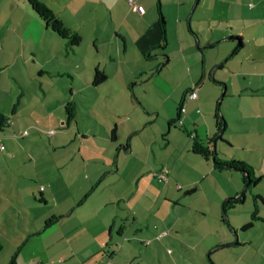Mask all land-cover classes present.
I'll use <instances>...</instances> for the list:
<instances>
[{
	"label": "rangeland",
	"instance_id": "1",
	"mask_svg": "<svg viewBox=\"0 0 264 264\" xmlns=\"http://www.w3.org/2000/svg\"><path fill=\"white\" fill-rule=\"evenodd\" d=\"M40 1L55 12L64 26L77 32L81 41L79 45L72 46L63 40L67 44L61 46L62 52L57 53V57L49 59L48 54L45 53L47 36L38 35L39 42L35 49L39 54L38 62L43 64L49 61L47 68L50 72L40 77L42 80L36 79L33 84L28 79L27 83L30 84L27 91L23 90L24 95L17 97L18 107L23 99L25 100L24 107H21L24 111L23 115L30 121L34 118L36 124H33L34 128L28 131V138L18 140L21 143L29 141V148L25 149L21 146L26 153L24 152L20 158V169H17L16 175L9 179L5 175V188L3 191L0 190V217L4 218L3 232L10 235L5 236L9 237L10 241L0 239L4 247L0 254L1 260L3 258L1 263L7 264L14 255L16 264H119L122 260H126L127 264H242L239 262L240 248L229 244L239 242L238 236L240 240L253 237L255 234L257 237L264 230L262 224L245 231L239 229L252 220L254 207L249 193L255 189L247 188L245 191L247 200L227 209L225 211L227 220L222 221L223 202L227 198H222V191L233 192L234 188H239L240 193L244 186L242 172L214 170L212 157L205 159L190 151L189 147L187 149L189 138L185 136L183 129L172 125L171 134L167 133L168 121L176 115L181 94L187 88L196 85L202 75L204 79L195 88L199 91L203 87L201 93L206 98L205 103L210 102L213 96L212 89L218 87L215 83L219 81L226 85L225 81L213 76L214 54H209L203 49L202 56L196 48L197 59L188 63L189 70L187 64H181L180 60L173 61L171 66L165 68L162 74L164 79L172 83H180L172 96L167 97L150 82L142 84L146 92L141 93L142 89L139 88L137 96H140V100H145L148 108L155 110L158 117L154 119L156 114H149V111H147L148 115L145 112L141 114L151 117L154 122L147 119L148 122L143 123L146 125H143L139 133L130 137L133 151L140 157L125 154L124 150L120 149L121 153L117 160L119 170L115 171L117 157L114 160V156L117 153L107 149L113 145L110 138L106 140L98 136L89 138L84 141L83 153H78L82 141L78 134H82L85 129H91L100 135L99 123L103 119H109V115L113 114V108L107 99L103 101L107 103L101 108L98 103L92 107L93 95L89 90L83 89L76 93L74 86L83 85L84 77L80 75L78 81L74 79L73 72L76 70L84 73L80 59L87 56V45L89 46V40L86 41L87 32L92 31L93 28L104 30L119 24L122 17L117 10H113L110 17L109 10L103 5L108 0ZM156 1H150L153 10L156 9ZM171 1L174 0H160L162 12L163 8H168L169 13L174 12L175 8L170 4ZM18 2L22 8L25 7V12H31L36 22L42 23L43 28L46 27L44 21L29 5L28 0H18ZM140 6L145 8L144 5ZM21 14L23 15L22 12ZM27 21L20 22L26 24ZM31 21V25H34L35 21L33 19ZM126 22L131 23L129 20ZM169 33L175 35L178 29L171 25ZM232 41L235 42L226 37L221 43H232ZM170 43L173 45L176 41ZM236 44L237 42L222 59L224 68L216 72L224 73L226 78L232 77L231 71L229 74L225 72L226 65L233 71L236 68L233 59L238 57V54L231 55ZM25 47L28 50L30 43L26 42ZM219 47L221 46L215 49L218 50ZM57 48L55 43L53 50L56 51ZM157 61L153 62L156 64ZM161 63L163 60H160L159 67ZM44 71L48 73L47 70ZM220 89L222 90V87ZM16 92L13 98H16L21 89L17 87ZM221 94L222 91L218 98ZM63 101L75 103L76 120L69 126L64 124L63 127L54 121L51 124L45 122L48 110ZM222 102L219 105L220 112L225 108L226 100ZM61 111L64 113V106L62 109L59 108L58 113ZM119 114L125 121L130 120L129 118L133 122L136 121L135 114H126V112ZM221 114L227 123L226 117L222 112ZM8 115L12 119L15 116L10 112ZM163 122L166 123L164 135H158L159 142H155L154 132ZM51 130L55 132L49 134ZM224 135L226 136V133ZM184 136L186 139L182 141ZM56 138L65 140L62 148L54 145ZM127 138L128 135L124 138L125 144ZM218 140L215 148L218 156L222 158L221 147L229 153L235 152ZM98 152L104 155L105 163L93 159ZM32 154L37 158L28 159ZM82 154L85 163L89 165L86 170L81 166L82 160L79 155ZM26 160L29 162L26 163ZM144 163L147 164V168ZM111 165L112 172L103 169L104 166ZM163 168L169 170V178H171L169 183L159 181L154 176L155 172ZM144 169L147 171L143 177ZM9 185L14 186L12 195L8 191ZM166 185L168 193L166 190L162 196H159ZM139 196L143 198L138 201ZM128 198L131 201L126 204ZM130 204L136 207L138 214H147L145 219L149 221V232L154 230V227L158 228L156 230L168 232L164 235L167 247H163V252H158L154 248L157 246L154 242L148 248L141 244L148 240L146 234H139L136 229L137 224L129 229L135 217L128 212L127 207ZM116 206L118 209L115 208ZM112 219L114 224L111 225V237H109V224ZM173 221L176 222V228L167 230L170 226L165 223ZM252 222L254 224L255 221ZM121 223L126 229V240L122 236L118 237L115 231ZM170 234L176 235L184 244L170 240L167 237ZM132 245L137 248L134 249ZM192 245L194 248L190 247ZM130 246L131 248L127 250ZM216 246L220 247L213 251L212 248ZM150 250L156 251L148 253Z\"/></svg>",
	"mask_w": 264,
	"mask_h": 264
},
{
	"label": "crops",
	"instance_id": "2",
	"mask_svg": "<svg viewBox=\"0 0 264 264\" xmlns=\"http://www.w3.org/2000/svg\"><path fill=\"white\" fill-rule=\"evenodd\" d=\"M150 1L136 0L137 5H144L145 7L143 8L144 12L140 13L134 10L128 0H108L103 5L109 10L110 17H112L113 10H117L120 13L122 19H120L119 24L109 26L104 30L102 28H93L92 31L86 34V41L89 40L87 56H83L80 59L84 73L82 74L76 70L73 72L74 79L76 78L78 81L79 76L83 75L84 83L83 85L76 84L74 91L77 93L83 89L89 90L93 95L92 107H95L96 103H98L101 108L108 101L113 108V114L109 115V119L99 120L100 135L91 129H85L82 134H78L82 140L78 153H83L82 147L85 140L98 136L105 140L110 138L111 142H113L112 147L107 149L117 153L114 156V160L117 157L115 160V165H117L115 171L119 170L117 160L121 153L120 149H123L125 154L140 157L133 151L130 137L139 133L143 125H146L143 123L148 122L147 119H151L150 121L154 122L158 114L154 112L155 110L148 108L149 106L145 100H140V96H137V90L140 88V90L142 89L141 93H145L146 90L143 89L142 84L150 82L167 97L174 95L180 83H172V81L169 82L167 79H164L162 76L163 70L171 66L173 61L176 62L178 60H180L181 64H187L189 70L190 66L188 63L197 59L196 48L202 56L204 55L203 49H206L209 54H214L213 67L216 69L214 68L213 76L218 80L225 81L226 85L224 82L219 81L215 83L218 87L212 89L213 96L210 102L205 103L206 98L201 93L203 87L199 91H196L195 88L204 79L202 75L196 85L187 88L181 94L179 103L183 99V109L180 121L175 125L169 124L170 121H168L167 133L171 134L173 130L171 128L172 125L174 127L179 125V127H176L183 129L185 136L189 138L187 149L189 147L191 151V137L203 141L212 148V141L210 139L217 133L215 128L217 104L218 101L221 104L222 101L226 100L225 108H222L221 112L226 117L227 123L222 132L221 139L218 141L224 143L227 146L226 148L234 149L235 152L229 153L224 147H221L222 158L218 157L222 160H240L253 168L254 175L259 180L256 184L249 187L255 189L249 193L250 198L253 199V213L255 212L256 215L255 219L252 220L255 222L251 228L257 224L264 226V0L171 1L170 4L175 8L174 12L169 13L168 8H163L162 12L165 21L164 34H162L158 22L157 11L151 8L152 4ZM32 16L31 12H25V7L22 8L18 0H0V116L3 119L2 123L0 120V143L3 144L4 142L5 144H3V149L0 148V156L2 157L0 159L1 191L5 188V175L9 179L13 175H16L17 169H20V158L24 155V152L26 153V150H22L21 146L25 147V149L29 148V141L21 143L18 140L25 137L28 138V131L34 128L33 124H36L34 118L30 121L29 118L23 115L24 111L21 110V107H24L25 100L23 99L20 107H18L19 99L17 97L24 95L23 90L27 91L28 84H33L36 79L50 72L47 68L49 61H45L43 64L38 62L37 57L39 54L35 50L39 42L38 35L47 36L48 42L45 53L48 54L49 59L57 57V53L62 52L61 46L67 44L63 42L65 39L61 38L47 26L43 28V24L38 21L36 22V19L32 18ZM31 19L35 21L34 25H31ZM21 20H28V23L22 24ZM128 20L131 23H127L126 21ZM171 25L173 28L178 29L177 34L171 35L169 33ZM189 29L197 34V38H194ZM226 37L239 38L241 41V46L232 54H238V57H233L236 68L233 71L228 69V65H226L227 71L225 72L229 74L231 71L233 78H226L224 73H216L220 68H224L222 59L227 56L230 49L236 43V41L221 43ZM173 40L176 41V44L171 45L170 41ZM51 41H53L52 44ZM216 41L218 42L215 43ZM26 42L30 43L28 50L25 47ZM55 43L58 47L56 51L53 50ZM200 43L201 46H199ZM218 46H221L219 47L220 49H215ZM209 50H215L216 52L211 53ZM160 60H163L161 67H159ZM153 61H157V63L155 64ZM95 68L102 70L106 75L105 80L98 85L92 84ZM44 70H47L48 73ZM189 74L191 76L190 71ZM28 79H30V83H27ZM17 87L19 90L21 89V92H19L16 98H13V95L17 93ZM221 87L222 90L220 89ZM191 91H196V98L190 97ZM220 91L224 93L221 100L220 97L218 98ZM15 99L17 100L14 103ZM106 99L107 101L103 103ZM66 103L63 101L56 105V107L49 109L44 121L48 122V124L54 121L61 124L62 127L64 124L65 126H69L72 121L66 125L65 112L61 111V113H58L59 108L62 109ZM147 111H149V114H156L154 119L141 115L144 112L148 115ZM9 112L13 116L15 115L13 119L9 117ZM122 112L135 114L136 121L133 122L131 118L125 121L119 114ZM165 124L163 122L162 125L156 127V131L154 132L156 136L153 141L159 142L158 135H164ZM6 128L7 130H4ZM113 129L115 130V136L112 138L111 133ZM69 130L70 128L66 131V134H68ZM78 131L79 129H77ZM21 133L22 135H20ZM224 133H226V136ZM126 135H128V138L125 144L124 138ZM185 136L182 138V141L186 139ZM63 143H65V140L56 138L54 145L62 148ZM54 145L53 148L56 149ZM103 156L98 152L95 153L93 159L105 163ZM33 157L35 156L32 154L28 159L37 158ZM79 158L82 160V168L86 170V167L89 165L85 163L84 155H79ZM27 162L29 161L26 160ZM144 165L147 168V164L144 163ZM110 168H112V165L103 167V169L112 172ZM142 171L144 177L147 169ZM170 180L171 178L166 182L169 183ZM13 185H16V183H13ZM9 188L10 190L8 189V191L12 195L14 186L9 185ZM167 188L168 186L166 185L160 191L159 196H162V193ZM226 192L222 191V198L237 196L239 188H234L233 192ZM245 196L243 202L247 200V196ZM139 197L138 201L143 198L142 196ZM157 198L160 199L158 196ZM130 201V198H128L126 204H129ZM115 208L118 209L117 206ZM127 208L129 213L135 215L129 225V229H132L137 224L136 229L139 234H146L148 241H143L141 244L148 248L154 242L157 244L154 248L158 252H163V247H167V244H165L166 237L158 236L165 230L159 231L156 230L158 229L157 227H154V230L149 232V221L145 219L147 214H138V210L132 204L128 205ZM3 219L0 217V239L10 241L9 237H5L10 235L3 232ZM112 224H114V219L110 220L109 237H111ZM165 224L170 226V229H167L169 231L173 227L176 228L175 221L166 222ZM242 226L237 228L241 229ZM115 231H117L118 237L122 236L126 240L125 237L127 236H125L126 229L124 224H119L115 228ZM255 235L242 240L238 236L239 242L229 244L240 248L239 262L242 264H264V230L257 237ZM167 237L175 242H181V245L184 244L176 235L171 236L170 234ZM146 242L148 243L146 244ZM0 244L2 246L1 254L4 247L3 242ZM132 246L134 249L137 248L135 245ZM190 247L194 248V245ZM219 247L216 246L212 249L214 251ZM130 248L131 246L127 250ZM153 251L156 250H150L148 253ZM1 261H3V258L1 260L0 257V264H3ZM127 263L126 260H122L119 264ZM7 264H16L14 255Z\"/></svg>",
	"mask_w": 264,
	"mask_h": 264
},
{
	"label": "trees",
	"instance_id": "3",
	"mask_svg": "<svg viewBox=\"0 0 264 264\" xmlns=\"http://www.w3.org/2000/svg\"><path fill=\"white\" fill-rule=\"evenodd\" d=\"M28 3L31 6V8L38 14V16L44 21L45 25L48 28H50L52 31H54L56 34H58L61 38L65 39L70 45L77 46L80 44V41H81L80 35L77 32H75L74 30L64 26V23L62 22V20L55 14V12L53 10L48 8L43 2H41L40 0H28ZM156 11H157L158 22H159V25L161 27L162 34H164V32H165L164 31V25H165L164 22L165 21H164V17H163L162 11H161V7H160V0H157V2H156ZM189 32L194 36V38H197V34L195 32H193L191 29H189ZM237 42H238V45H237L235 50H237L241 46V41L239 38H237ZM105 78H106L105 73L102 70L95 68L93 78H92V84L98 85V84L102 83L105 80ZM182 109H183V99L178 104L177 109H176V115L169 122V124L175 125L180 121ZM76 110H77V108H76V105L74 102L68 101L65 104L64 112H65V116H66V125H68V123H70L71 121L76 120ZM0 120L2 123L3 119L1 116H0ZM176 126L179 127V125H176ZM225 126H226V122H225L224 118L222 117V114H221L220 109H219V105L217 104V109L215 112L216 132H220L222 129L224 130ZM111 134H112V138H113L115 136V130L114 129L112 130ZM221 135H222V133H221ZM212 139H210V140L212 141ZM191 140H192V144H191L190 149L193 153L199 154L202 157H204L205 159H210L211 157H214V158H212V166L215 170L222 171V170L232 169V170L241 171L243 174L242 175L243 184H245L248 180L251 181L248 188L250 186H253V184H256L257 181L259 180V178L254 175L253 168L249 164H247L243 161L234 160V159L222 160L218 157L216 152H214L212 150V148H210L203 141L196 140L194 137H191ZM244 196H245V194H243L241 196L240 195L234 196V198L229 197L223 202L224 212H222V214H221L222 221L225 220V215H226L225 211L229 208L234 207L237 204L243 203ZM255 217H256V215L254 212L251 215V219L253 220V219H255ZM252 220L250 222L246 223L244 226H242V228H241L242 231H245V230L252 227ZM1 248H2V246L0 244V251H1Z\"/></svg>",
	"mask_w": 264,
	"mask_h": 264
},
{
	"label": "built area",
	"instance_id": "4",
	"mask_svg": "<svg viewBox=\"0 0 264 264\" xmlns=\"http://www.w3.org/2000/svg\"><path fill=\"white\" fill-rule=\"evenodd\" d=\"M128 2L134 8V10H136V11H138L140 13H143L144 12V9L141 6H139V5L136 4V0H128ZM196 96H197L196 91H191L190 97L191 98H196ZM54 132H55L54 130H51L49 132V134H53ZM20 135H22V133ZM0 148L1 149L4 148V146H3L2 143H0ZM154 176L157 177L159 181L166 182L169 179V170L167 168L160 169L159 171H157V172L154 173ZM167 233H168L167 231H164L158 237H162V236L166 235ZM147 243L148 242H146V244Z\"/></svg>",
	"mask_w": 264,
	"mask_h": 264
},
{
	"label": "water",
	"instance_id": "5",
	"mask_svg": "<svg viewBox=\"0 0 264 264\" xmlns=\"http://www.w3.org/2000/svg\"><path fill=\"white\" fill-rule=\"evenodd\" d=\"M228 40H235L236 42H237V39L235 38V37H228L227 38ZM218 41H216L215 43H217ZM237 45H238V42H237V44H236V46H235V48H234V50L231 52V55H232V53L235 51V49H236V47H237ZM162 64L163 63H161V66H162ZM211 76H212V73H211ZM223 92H222V94H221V96H220V100H221V98L223 97ZM218 105H220V101H218ZM223 117V116H222ZM225 120V119H224ZM222 131H223V129L220 131V132H217L216 133V135L213 137V139H212V150L214 151V152H216L215 151V148H216V141L218 140V139H221V133H222ZM212 158H214V157H212ZM250 183H251V181L250 180H248L245 184H244V186H243V189L240 191V193L238 194V196L240 195H243V194H245V191H246V189L248 188V186L250 185ZM230 198H234V196L233 197H230ZM225 220H227V218H226V215H225ZM237 243V242H236Z\"/></svg>",
	"mask_w": 264,
	"mask_h": 264
}]
</instances>
